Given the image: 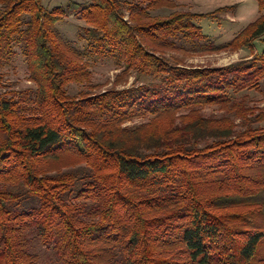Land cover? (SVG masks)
Segmentation results:
<instances>
[{
  "label": "trees",
  "instance_id": "obj_1",
  "mask_svg": "<svg viewBox=\"0 0 264 264\" xmlns=\"http://www.w3.org/2000/svg\"><path fill=\"white\" fill-rule=\"evenodd\" d=\"M256 1L260 16L217 48L195 23L208 16H151L174 0H0V67L19 45L36 86L0 93V264H40L31 233L53 251L45 264H264V111L237 98L264 95V52L222 68L166 57L254 52ZM69 15L89 54L151 82L70 97L91 73L57 30Z\"/></svg>",
  "mask_w": 264,
  "mask_h": 264
},
{
  "label": "rangeland",
  "instance_id": "obj_2",
  "mask_svg": "<svg viewBox=\"0 0 264 264\" xmlns=\"http://www.w3.org/2000/svg\"><path fill=\"white\" fill-rule=\"evenodd\" d=\"M70 2L90 4L92 0H42L45 8L50 10L56 7L65 8ZM174 5L173 10H157L151 12V16L162 17L173 12L208 16L195 20V23L201 27L203 33L217 48L230 42L247 25L260 16L256 0H174ZM85 28V23L75 15L67 16L57 25V30L62 39L82 54V59L88 63L91 73V79L88 83H73L67 86V93L70 97L73 99H79L80 95L92 97L108 90H122L148 85L151 82V78L145 76L136 80L135 72L123 73V69L119 68L112 58L89 54L88 42L82 38L85 35ZM178 46L184 47L185 51L167 52L166 57L177 56L184 60V66L203 68L226 67L241 60H249L253 55H260L264 52L262 41L255 42L254 52L247 49L238 52L228 50L207 52L203 49L195 50L191 46ZM35 88V84L29 79L28 64L23 49L19 45H14L13 55L0 67V93H7L12 98L13 96H23V92L34 91ZM23 97L27 98L25 95ZM237 98L245 99L249 107H257L264 111V95L262 94L244 91L237 94ZM27 104L31 105V101ZM203 113L207 117L223 115L215 107H209ZM144 122L135 120L125 124L124 127H134ZM259 125L264 127V122ZM241 130L242 128L239 126L237 131ZM28 239L29 250L39 256L40 264H45L52 259L53 251L44 247L35 234H29Z\"/></svg>",
  "mask_w": 264,
  "mask_h": 264
}]
</instances>
